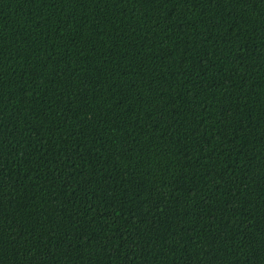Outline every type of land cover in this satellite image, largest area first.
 <instances>
[{
  "label": "trees",
  "instance_id": "16d2710c",
  "mask_svg": "<svg viewBox=\"0 0 264 264\" xmlns=\"http://www.w3.org/2000/svg\"><path fill=\"white\" fill-rule=\"evenodd\" d=\"M0 264H264V0H0Z\"/></svg>",
  "mask_w": 264,
  "mask_h": 264
}]
</instances>
